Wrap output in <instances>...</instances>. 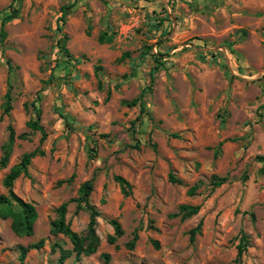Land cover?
I'll return each instance as SVG.
<instances>
[{"label":"rangeland","instance_id":"obj_1","mask_svg":"<svg viewBox=\"0 0 264 264\" xmlns=\"http://www.w3.org/2000/svg\"><path fill=\"white\" fill-rule=\"evenodd\" d=\"M1 27L0 159L8 125L24 138L0 167V194L23 154L45 155L12 188L37 212L33 235L17 237L0 219V264H56L72 250L50 232L63 203L86 239L90 210L75 201L87 181L99 243L64 264H264V0H0ZM36 110L41 145L27 126ZM213 176L226 182L213 188ZM181 205L200 209L172 217ZM112 219L123 235L109 244ZM241 232L249 244L237 258ZM41 240L20 262L18 247Z\"/></svg>","mask_w":264,"mask_h":264},{"label":"trees","instance_id":"obj_2","mask_svg":"<svg viewBox=\"0 0 264 264\" xmlns=\"http://www.w3.org/2000/svg\"><path fill=\"white\" fill-rule=\"evenodd\" d=\"M14 1V0H13ZM72 5H68L63 7V11L70 8ZM16 10H13V13H15ZM62 21V20H61ZM60 31V27L58 28ZM0 36L3 38L4 31L3 27L0 29ZM65 40L66 36H63V40L61 41L59 47L61 51H63L67 57H69L67 50L65 49ZM102 40V39H100ZM109 40V39H108ZM128 54L124 53L119 60H123V58L127 57ZM157 70L155 67L153 71L151 72L150 78L151 82L153 81V74ZM139 102V99H134L129 103H126L128 106H135ZM11 95L9 91L5 95V104L3 108L2 115H8L11 110ZM141 112L144 111L143 107H141ZM27 126L35 132H39L41 134V137L39 139V145L42 144V142L46 138V133L42 126L39 124V111L36 110V119L33 121H29ZM7 132H8V138L6 143L2 145V157L0 159V167L4 168L9 160L14 142L16 139H23L24 135L16 136L13 128L8 125L7 126ZM173 137H177V135H172ZM45 155L44 151L41 150L39 147H37L35 150L29 153H25L20 158L19 162L13 165L9 172L5 175V177L2 180L3 187L7 190V195L0 194V219H11V230L17 237H31L34 232V224L37 220V212L34 208V206L30 203H27L23 201L21 198H19L14 192H13V184L14 182L20 177H27L29 178L30 175L28 174V167L31 164V160L35 157H43ZM257 162L262 163L264 165V155H260L256 157ZM264 170V166H263ZM73 175L66 181L67 183H70L73 179ZM168 180L172 184H179V181L176 180L172 174L169 175ZM213 188L220 187L226 182V178H218L216 176H213ZM114 181L118 183L121 193L123 196H128L130 191V185L129 183L120 176H115ZM92 181H87L81 185L79 188V197L75 202L78 204L84 203L86 208L90 210V221H89V228H88V237L86 239L80 237L77 233L71 230L70 225L65 221V214H66V208L67 203H63L57 210V219L52 221L51 223V234L52 235H58L61 234L68 238L72 245V250H64L60 249V255L56 261V264H64L65 260H67L71 254L74 252L76 256L81 254L90 255L95 253L96 248L99 243V239L95 233V226H96V218L98 217V212L95 208H93L91 205H89V195L92 192ZM189 195L194 194V187L191 188L188 191ZM73 201V200H72ZM73 201V202H74ZM80 206V205H79ZM200 207L199 206H190V205H181L179 207V211L176 214H173L172 217L180 216L181 220H185L187 218H190L191 216L196 215L199 212ZM108 223L113 228V235L107 236V242L109 244H113L117 238H120L123 235V231L121 228L120 223L117 220H109ZM201 221L192 228L189 232V242L192 244L194 242V238L196 234H199L200 228H201ZM138 236L136 232L132 236V240L127 243V246L129 248H133L135 242L137 241ZM249 244V239L246 234L241 232L239 237V242L236 246L237 249V258H239L247 249ZM42 240L30 244L26 247H18L19 249V261L22 262L28 253L29 250H37L41 248ZM153 245L155 248L158 247V244L156 242H153ZM57 244L53 245L52 251H54V247H56ZM103 258L106 260L108 259V255H103Z\"/></svg>","mask_w":264,"mask_h":264}]
</instances>
